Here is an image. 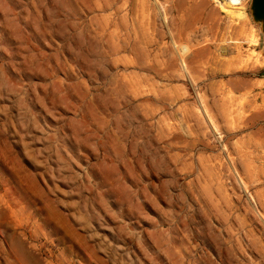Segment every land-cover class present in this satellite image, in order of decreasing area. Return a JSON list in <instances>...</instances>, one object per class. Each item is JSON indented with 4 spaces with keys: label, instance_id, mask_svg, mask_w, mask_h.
Returning a JSON list of instances; mask_svg holds the SVG:
<instances>
[{
    "label": "rangeland",
    "instance_id": "1",
    "mask_svg": "<svg viewBox=\"0 0 264 264\" xmlns=\"http://www.w3.org/2000/svg\"><path fill=\"white\" fill-rule=\"evenodd\" d=\"M0 264H264L252 0H0Z\"/></svg>",
    "mask_w": 264,
    "mask_h": 264
},
{
    "label": "water",
    "instance_id": "2",
    "mask_svg": "<svg viewBox=\"0 0 264 264\" xmlns=\"http://www.w3.org/2000/svg\"><path fill=\"white\" fill-rule=\"evenodd\" d=\"M252 10L255 20L261 21L264 28V0H252Z\"/></svg>",
    "mask_w": 264,
    "mask_h": 264
}]
</instances>
